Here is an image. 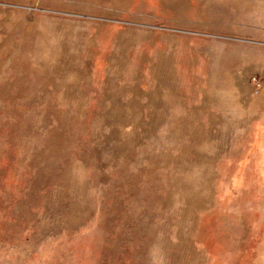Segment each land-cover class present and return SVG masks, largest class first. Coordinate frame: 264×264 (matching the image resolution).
Returning <instances> with one entry per match:
<instances>
[{
  "label": "rangeland",
  "instance_id": "1",
  "mask_svg": "<svg viewBox=\"0 0 264 264\" xmlns=\"http://www.w3.org/2000/svg\"><path fill=\"white\" fill-rule=\"evenodd\" d=\"M0 264H264V0H0Z\"/></svg>",
  "mask_w": 264,
  "mask_h": 264
}]
</instances>
